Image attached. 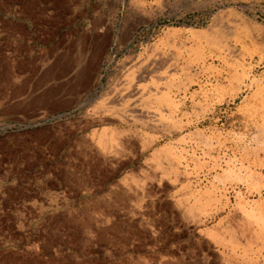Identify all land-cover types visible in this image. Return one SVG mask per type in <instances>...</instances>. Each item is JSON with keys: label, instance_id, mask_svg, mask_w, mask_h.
Instances as JSON below:
<instances>
[{"label": "rangeland", "instance_id": "obj_1", "mask_svg": "<svg viewBox=\"0 0 264 264\" xmlns=\"http://www.w3.org/2000/svg\"><path fill=\"white\" fill-rule=\"evenodd\" d=\"M263 110L264 0H0V264H264Z\"/></svg>", "mask_w": 264, "mask_h": 264}, {"label": "bare ground", "instance_id": "obj_2", "mask_svg": "<svg viewBox=\"0 0 264 264\" xmlns=\"http://www.w3.org/2000/svg\"><path fill=\"white\" fill-rule=\"evenodd\" d=\"M101 23V22H100ZM169 67H175V65L171 64L168 57H162L160 55L155 56L149 65H142L139 64V70L138 73L134 74L132 78L130 79H123L119 82H116L111 88L107 90V97L105 103H101V107L94 108L90 114H92L90 117H88L85 120L86 125H95L96 123H99L98 125H103L109 122L112 118L115 120H118L119 122H139L142 124H149L151 120V114L148 111L143 110V103L146 100V98H149L150 95H153V98H157V94H160L161 87L160 85H155L149 88H141L140 87V81L145 80L146 75L150 71L147 66H150L151 70H164L165 66ZM149 69V70H148ZM173 69V68H171ZM177 88V87H176ZM259 88V87H258ZM163 89V88H162ZM178 90V88H177ZM163 92V91H162ZM161 92V93H162ZM167 92H165L166 94ZM170 93V92H169ZM178 93V92H177ZM105 94V93H104ZM163 94V93H162ZM162 94L159 95L162 96ZM175 94V93H174ZM101 96V95H100ZM156 96V97H155ZM168 96V95H167ZM99 97V96H98ZM165 97V95H164ZM172 97V96H171ZM152 98V100H153ZM163 98V97H162ZM151 99V98H150ZM165 99H168V97ZM172 99V98H169ZM164 100V99H162ZM173 100V99H172ZM174 101V100H173ZM161 102V101H160ZM165 102V101H162ZM168 102V101H167ZM175 102V101H174ZM172 102V103H174ZM171 103V102H170ZM155 104V103H154ZM158 104V103H157ZM161 104V103H159ZM148 105V104H147ZM176 107V106H175ZM264 111V110H263ZM252 116V115H250ZM84 122H82L83 124ZM81 124V126H82ZM112 125V124H111ZM110 125V126H111ZM263 126V125H262ZM100 127V126H99ZM91 128V127H90ZM94 129V127H93ZM96 129V128H95ZM106 129V128H105ZM108 129V128H107ZM87 130V129H86ZM98 130V129H97ZM100 130V129H99ZM109 130V129H108ZM116 130V129H115ZM90 131V130H89ZM114 131V129H113ZM96 132V131H95ZM102 133H104L102 131ZM94 130L91 132V136H94ZM110 134V133H109ZM86 135V134H85ZM97 135V134H96ZM88 136V135H86ZM85 136V137H86ZM104 136V135H103ZM108 136V135H107ZM111 136V135H110ZM97 137V136H96ZM105 137V136H104ZM114 137V136H112ZM98 138V137H97ZM96 140V138H95ZM110 140V139H109ZM129 140V139H128ZM97 141V140H96ZM111 141V140H110ZM108 141V142H110ZM99 143V141H97ZM107 142V140H106ZM107 142V143H108ZM89 143V142H87ZM96 143V142H95ZM104 143V142H103ZM106 144V143H105ZM111 144V142L109 143ZM108 144V145H109ZM101 145V144H100ZM90 146V145H89ZM96 146H99L96 145ZM103 146V145H102ZM106 146V145H105ZM110 146V145H109ZM108 146V148H109ZM114 146V145H113ZM100 147V146H99ZM91 148V147H90ZM95 148V147H93ZM106 148V149H108ZM112 148V147H111ZM115 148V147H114ZM98 149V148H97ZM103 149H105L103 147ZM113 149V148H112ZM115 150V149H114ZM105 151V150H104ZM102 149L99 150L97 154H100L105 157L106 152H104ZM113 151V150H112ZM111 152V150H110ZM114 152V151H113ZM110 154V153H109ZM114 155V153H112ZM109 156V155H108ZM100 157V156H99ZM101 158V157H100ZM108 160V159H107ZM106 161V160H105Z\"/></svg>", "mask_w": 264, "mask_h": 264}]
</instances>
